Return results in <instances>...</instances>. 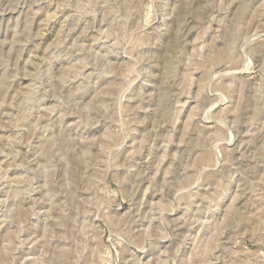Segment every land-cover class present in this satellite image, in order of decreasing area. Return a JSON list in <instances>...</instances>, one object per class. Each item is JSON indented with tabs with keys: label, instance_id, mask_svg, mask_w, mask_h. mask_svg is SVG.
<instances>
[{
	"label": "rangeland",
	"instance_id": "1",
	"mask_svg": "<svg viewBox=\"0 0 264 264\" xmlns=\"http://www.w3.org/2000/svg\"><path fill=\"white\" fill-rule=\"evenodd\" d=\"M0 264H264V0H0Z\"/></svg>",
	"mask_w": 264,
	"mask_h": 264
}]
</instances>
